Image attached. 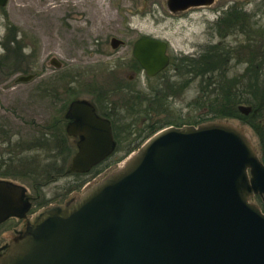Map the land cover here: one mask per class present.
<instances>
[{
	"label": "rangeland",
	"instance_id": "obj_1",
	"mask_svg": "<svg viewBox=\"0 0 264 264\" xmlns=\"http://www.w3.org/2000/svg\"><path fill=\"white\" fill-rule=\"evenodd\" d=\"M6 3L0 7V156L3 161L8 163L4 151L16 153L13 147L4 149L6 142L2 141L8 134L12 135V142H27L52 118L64 132L62 114L73 100L87 101L99 113L110 117L115 129V157L125 156L134 140L147 132L149 126L156 128L170 123L194 126L225 121L248 134L258 158L263 161L264 118L251 121L258 129L239 119L217 118L200 97L205 91L206 95L212 92L209 95L212 98L220 85L225 87L237 81L249 90L247 84L255 78L259 79L257 87L264 91V0H215L210 6L179 14H170L165 0H8ZM141 37L167 44L166 54L171 64L155 77H147L132 57L133 43ZM12 38L15 42L9 43ZM112 38L123 44L112 49ZM210 51V62L201 63ZM178 56L181 58L177 59ZM183 56H194L193 66L206 67L204 75L195 68L185 75L180 65ZM52 58L61 64L60 68L50 65ZM26 75H33V79L15 82L19 76ZM210 75L217 82L214 92L213 85H209L211 80L206 79ZM50 89L58 96L55 104L48 93ZM261 114L263 117L264 111ZM44 155L47 153H40L37 162L36 153L19 154L16 157L26 167L15 168L16 174L0 178L23 188V200L30 205L29 214L81 193L87 185L121 166L128 156L102 169L109 156L92 168L98 171L74 174L68 171L71 157L61 169L59 157L62 156L44 160ZM49 162L53 163L48 172ZM249 201L264 209L263 196L254 195ZM23 226V220L7 218L0 223V242L9 239L8 245Z\"/></svg>",
	"mask_w": 264,
	"mask_h": 264
},
{
	"label": "water",
	"instance_id": "obj_2",
	"mask_svg": "<svg viewBox=\"0 0 264 264\" xmlns=\"http://www.w3.org/2000/svg\"><path fill=\"white\" fill-rule=\"evenodd\" d=\"M214 1L165 6L178 14ZM110 40L112 49L123 44ZM131 49L148 77L168 65L165 42L143 37ZM50 65L61 66L55 58ZM64 115L66 134L78 138L68 171L87 173L115 149L110 122L84 100ZM252 146L241 127L225 121L170 126L82 193L31 215L23 188L0 180V223L24 221L0 264H264V213L249 201L264 197V164Z\"/></svg>",
	"mask_w": 264,
	"mask_h": 264
},
{
	"label": "trees",
	"instance_id": "obj_3",
	"mask_svg": "<svg viewBox=\"0 0 264 264\" xmlns=\"http://www.w3.org/2000/svg\"><path fill=\"white\" fill-rule=\"evenodd\" d=\"M209 55H211V51L206 56H203V58L200 60L201 63L203 62L204 64H208L210 62ZM193 63H194L193 59H185L183 57L180 60V65H181V68L184 69V74L186 75V74L192 73L193 69L195 68V69H198V71H196L197 73L200 72L202 75H204L206 67L205 68L204 66L203 68L196 67V66H193ZM198 63L199 62H195V64H198ZM206 79L207 81L211 80L209 85L210 84L213 85L212 87H214L213 88V92H214V89H216L215 87L217 85V82H215L216 80H214V78H211V75ZM258 81L259 79L255 78V80L252 83L247 84L249 85V88H250L249 90L245 87V85L240 83V81H237V84L236 83L232 85L226 84L225 87H223V85L222 86L220 85L219 88L216 89L214 95H212V98L209 96L212 92H208V94L206 95L204 94L205 91H202L200 98H204V100H206V103L209 106L208 107L209 110H212L213 114H215L217 118L224 117V118L239 119L240 121L244 123L246 122L247 125L252 126L254 129H258L254 124L251 123L253 119L263 120L264 118V115L263 117H261L262 115L261 113L264 111V91H260V88L257 87ZM240 104H246L247 106L251 107V112L249 115L245 116L238 111L237 108H238V105ZM105 117L110 119L109 116L105 115ZM56 122H57L56 119L52 118L50 121L47 122L46 126L44 127L43 129L44 132L41 131V132H36L37 134L34 133L33 135H31L30 139L27 142H23L22 140L12 142V138H11L12 136L6 135L5 136L6 139L2 141V143L6 142L5 143L6 147L4 149L13 147L16 150V153L12 155V152L4 151L5 158L8 159V163L10 164L3 161V159H1L2 156H0V159H1L0 160V171L2 172L0 173V178L6 176V174H9V176L16 174L13 172L15 168L23 170V168L26 167L23 165L24 161L16 157L19 154L22 155L23 152L25 151H31L32 154L36 153V157H34V161L37 160V162H38V159H39L38 157L40 156V153H43V152L47 153V155L42 156L43 158L45 157L44 160H48L51 158L55 159L57 157L56 155H58V157L62 156L59 158H62L61 159V164H62L61 169H64L65 168L64 166L68 162V158L70 157L72 153V148L71 146H69L70 143L67 137L64 136V132L60 130V127L58 126ZM110 122L112 124L111 119H110ZM182 125L184 124L173 125L170 123L165 126H158L156 128L155 127L152 128L149 126L147 132H145L140 138H136L134 140L133 142L134 145L127 149L125 156L115 157L112 154L105 161V163L101 165L103 166L102 169H107L111 166L116 165V163H119L120 161H122L126 157V155L136 150L144 141H146V139H148L158 130H161L168 126L180 127ZM112 129L114 133L115 129L113 125H112ZM54 152L56 153V155L54 154ZM50 154H52L53 157L50 156ZM63 156H65V158ZM262 162L264 163V158ZM12 163H14L16 166L15 165L11 166ZM52 163L53 162H49V164L46 165V167H48V172L52 169L51 167ZM36 166L37 164L34 165L32 168ZM1 168H6V169H3L2 171ZM95 171H98V170L94 169L89 174L94 173ZM45 173L46 172H44V174ZM82 182L83 181L80 182L81 184L79 186H82ZM262 212H264V209H262Z\"/></svg>",
	"mask_w": 264,
	"mask_h": 264
},
{
	"label": "flooded vegetation",
	"instance_id": "obj_4",
	"mask_svg": "<svg viewBox=\"0 0 264 264\" xmlns=\"http://www.w3.org/2000/svg\"><path fill=\"white\" fill-rule=\"evenodd\" d=\"M11 42H15L14 41V38H12L10 41H9V43H11ZM23 57V56H22ZM185 59H187V57L188 58H191V59H194L195 57L194 56H183ZM181 58V56H178L177 57V59H180ZM198 58H199V56H198ZM170 64H171V59L169 58V64H168V67L170 66ZM167 67V68H168ZM174 69H176L175 67H174ZM177 70V69H176ZM20 77V76H19ZM32 80V79H31ZM29 82V81H28ZM52 91V89H50V92L48 91V93H49V95H50V97H51V99H52V102L55 104L56 103V100H57V97L58 96H56V94H55V92H51ZM51 93H53V94H51ZM59 95V94H58ZM49 97H46V99H48ZM44 99V98H43ZM95 108V107H94ZM66 109H67V107H65V109H64V114L66 113ZM95 111H96V114L98 115V116H100V117H102V118H105V115H103V113L101 114V113H99L98 112V110L95 108ZM101 112V111H100ZM64 114H62L63 115V124H62V126H63V128H64V136H66L67 137V139H68V141H69V143H70V145L69 146H71V148L73 149L72 150V153H71V155H70V157L72 156V155H74V153L76 152V143L78 142V138H75V137H70V136H68L67 134H65L66 132H65V128H66V126H67V124L70 122V120L69 119H67L66 117H65V115ZM57 124H58V122H56ZM56 124V125H57ZM111 127H112V124H111ZM44 129V128H43ZM43 129H42V131H43ZM44 132V131H43ZM59 133V132H58ZM8 136H9V134H8ZM12 136V135H11ZM6 237H7V235H5ZM9 240V239H8ZM8 240L6 241L5 240V242H3V243H1L0 242V251H1V253L3 252V250L5 249V247L7 246V243H8Z\"/></svg>",
	"mask_w": 264,
	"mask_h": 264
}]
</instances>
